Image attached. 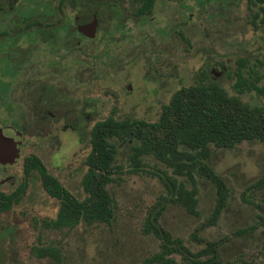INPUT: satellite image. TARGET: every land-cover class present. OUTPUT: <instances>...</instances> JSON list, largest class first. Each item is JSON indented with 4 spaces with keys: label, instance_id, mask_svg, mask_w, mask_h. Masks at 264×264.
<instances>
[{
    "label": "rangeland",
    "instance_id": "1",
    "mask_svg": "<svg viewBox=\"0 0 264 264\" xmlns=\"http://www.w3.org/2000/svg\"><path fill=\"white\" fill-rule=\"evenodd\" d=\"M220 1H224L220 8L210 5L216 0L199 5V9L197 4L189 8L193 26L183 34L169 30L168 26L156 40L124 45L123 34L113 32L112 49L116 46L111 59L113 74L107 81L101 67L109 54L108 47H96L100 65L95 77L88 71L75 77L73 67L66 71L59 85L60 98L65 101L59 116L70 111L69 123L75 122L73 128H62L60 120L47 127L36 125L29 117L32 119L34 114L42 112L31 111L30 107H24V112L11 113L12 120H19L23 127H2L10 132L24 130V134L19 138L14 162H0L6 166L5 174L0 171V179L13 175L14 185L7 182L0 188L6 193L14 191L23 179V159L34 153L64 187L84 198L81 180L86 171L84 161L90 150L89 131L93 121L108 116L113 107L117 119L155 121L161 105L168 102L176 89L200 77L247 103H261L255 91L244 89L238 93L234 85L238 69L250 80L259 76V84L264 85V31L249 24L246 0ZM156 9L163 11L160 2ZM167 23H171V18ZM150 34L154 36L152 30ZM241 60L246 63L242 68ZM121 68L129 72L128 77L120 72ZM106 90L111 94L106 95ZM1 116L4 114L0 113ZM128 152L127 143L119 142L117 162L126 165ZM146 161L150 171L171 174L154 158L147 157ZM208 163L225 179L230 197L218 223L203 229L199 235L209 240L224 239L220 248L224 264H264V222L259 219L264 217V185L257 184L264 175V142L243 141L232 148L212 146ZM178 178L188 182L185 177ZM27 183L19 203L0 216V264H143L145 257L158 250V240L141 231L147 211L161 197H167L166 188L157 176L124 174L120 184L110 185L117 201L110 225L80 224L62 230L43 225L44 220L55 218L58 200L46 193L36 172ZM198 200V216L187 213L179 204L166 202L160 219L165 228L192 250L200 246L191 239V234L209 215L215 200L214 186L200 177ZM35 246L58 249L59 261L38 257Z\"/></svg>",
    "mask_w": 264,
    "mask_h": 264
},
{
    "label": "trees",
    "instance_id": "2",
    "mask_svg": "<svg viewBox=\"0 0 264 264\" xmlns=\"http://www.w3.org/2000/svg\"><path fill=\"white\" fill-rule=\"evenodd\" d=\"M255 7L251 23L254 29L264 31V0H248ZM239 61V67L245 66ZM260 77L252 80L236 74L235 89L255 91L261 103L250 104L238 95L204 78L176 89L168 102L161 105L155 121L117 119L115 109L98 120L89 131L90 150L85 158L86 171L81 185L85 193L80 199L59 179L51 174L36 154L23 159V179L17 188L6 193L0 190V216L19 203L27 188L28 178L36 172L46 193L58 200L55 218L44 220L49 229H73L80 224L110 225L115 217L117 201L110 190L111 184H120L124 174L157 176L167 191L146 213L142 233L158 240V250L145 257L143 264H224L220 248L224 239L209 240L199 235L203 229L215 226L230 197L225 179L208 163L212 146L232 148L243 141L264 142V85ZM126 142L129 152L126 165L118 163V143ZM147 157L163 164L165 171L147 169ZM178 177H185L188 182ZM198 177L212 183L215 189L214 205L191 234L200 247L189 248L180 237L174 236L161 222L166 202L181 205L187 213L198 216ZM264 185V175L257 182ZM264 222V217H259ZM38 257H51L59 261L60 251L51 246H35ZM179 256V259H177Z\"/></svg>",
    "mask_w": 264,
    "mask_h": 264
},
{
    "label": "flooded vegetation",
    "instance_id": "3",
    "mask_svg": "<svg viewBox=\"0 0 264 264\" xmlns=\"http://www.w3.org/2000/svg\"><path fill=\"white\" fill-rule=\"evenodd\" d=\"M216 1L210 5L220 8L224 1ZM159 2L162 12L156 9ZM246 2L252 25L256 8ZM203 3L209 0H0V113L4 114L0 126L20 129L23 124L13 121L11 113L30 107L31 111L42 112L29 117L36 125L47 127L60 120L62 128H73L70 111L59 116L65 103L60 98L59 85L66 71L76 70L75 77L87 71L97 74L100 63L96 47H108L109 54L101 67L107 81L113 74V32L123 34L124 45L156 40L168 26L182 33L193 26V13L187 10L196 4L199 9ZM170 18L171 23H167ZM145 30H152L154 36ZM140 32L145 34L140 36ZM119 70L129 76L127 70ZM105 94L111 93L106 90ZM98 120L101 119H95L92 126ZM20 133L23 135L24 130ZM5 168L0 165L1 172ZM14 179L13 175L3 176L0 185H14Z\"/></svg>",
    "mask_w": 264,
    "mask_h": 264
},
{
    "label": "water",
    "instance_id": "4",
    "mask_svg": "<svg viewBox=\"0 0 264 264\" xmlns=\"http://www.w3.org/2000/svg\"><path fill=\"white\" fill-rule=\"evenodd\" d=\"M19 131L10 132L0 126V162H14V156L19 150Z\"/></svg>",
    "mask_w": 264,
    "mask_h": 264
}]
</instances>
